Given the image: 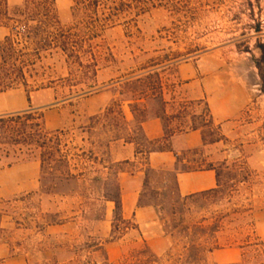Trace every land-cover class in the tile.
<instances>
[{"label": "rangeland", "instance_id": "rangeland-1", "mask_svg": "<svg viewBox=\"0 0 264 264\" xmlns=\"http://www.w3.org/2000/svg\"><path fill=\"white\" fill-rule=\"evenodd\" d=\"M56 1L62 22L76 24L75 0ZM141 1L150 9L146 16L137 23H122L96 42V82L84 79L79 67L58 52L44 54L37 64L31 90L44 89L32 94L31 106L44 114L48 131H60L62 149L74 173L83 177L52 179L42 174L35 159H0L5 230L0 247L6 251L5 260L104 263L102 252L92 247L97 243L105 245L110 264H126L124 258L145 245L157 257L156 264H217L202 252L196 260L190 258V246L200 244L207 251L245 247L238 262L247 254L251 264L257 263L250 259L256 253L247 245L257 243L255 235L264 241V93L255 64L261 57L256 44H264V0H181L178 8H164L162 0ZM252 9L262 14L261 35L252 30L257 25L248 17ZM7 33L0 30V41ZM149 73L160 75L170 115L187 107L191 117L197 116L191 119L197 126L211 115L221 128L224 141L186 154L194 162L191 167L213 164L220 183L214 193L185 199L178 194L173 174L147 170L140 204L156 210V225L152 226V215L146 216L142 224L132 222L137 230L113 242L114 205L102 199L116 181V168H104L113 167L110 145L118 137L135 141L145 152L153 147L138 124L128 125L118 109L109 117L103 115L114 102L129 105L124 100L131 95L121 96L126 91L120 81ZM11 96L14 106L1 115L30 110L24 90ZM149 107L153 117L161 104L152 101ZM93 117L101 119L92 121ZM175 122L172 129L179 123ZM12 163L21 167L19 172L8 171ZM96 179L102 180L95 183Z\"/></svg>", "mask_w": 264, "mask_h": 264}, {"label": "trees", "instance_id": "trees-1", "mask_svg": "<svg viewBox=\"0 0 264 264\" xmlns=\"http://www.w3.org/2000/svg\"><path fill=\"white\" fill-rule=\"evenodd\" d=\"M162 1L164 4L166 3V5H162L164 8H178L179 2H181V0ZM249 5L253 7L251 2ZM154 8L156 7L153 5L152 9ZM149 11L150 9L141 0H75L72 16L76 24L66 26L61 20L56 0H24L23 5L17 7H11L9 0H0V28L9 30V35L0 41V95L24 90L28 95L30 104L28 111L0 115V159H13L15 163L35 159L40 162L44 176L58 180H80L83 174L74 173L70 156L65 154L62 149V143L59 139L60 131H48L44 114L31 106L32 94L44 88L35 87L31 90L30 79L33 78V72H35L37 64L42 61L44 54L58 52L66 57L68 64L79 67L84 79L96 82L100 71L99 62L95 56L96 42L102 39L104 33L122 25V23H137ZM176 15L180 18L184 17L181 12L176 13ZM248 17L257 23L255 27H252V30L257 35H261L262 14H256L252 9ZM255 48L261 55L259 59H255V64L264 93V44L258 42ZM246 52H251L249 46L246 48ZM69 75L73 77L72 73ZM120 83L123 84L126 91V93H121V96L131 95V97H126L124 103L129 104L130 111L134 116L133 122L138 124L140 133H142V125L145 122L157 117L164 121L166 135L169 138L171 131L187 130L189 118L197 117L196 115L191 117L187 107L183 111H179L177 115L168 113L169 103L164 99V84L158 73H149L137 79L120 81ZM152 101L156 103L159 101L161 104L153 117L149 116V106ZM117 109L128 125H131L133 122H128L123 105L118 102H114L103 117L113 115ZM208 112L210 113L209 108ZM99 119L101 117H93L91 120ZM175 121H179L178 126L170 130L171 124ZM189 129L200 130L205 145H215L224 141L221 128L215 125L211 115L209 121H205L199 126L193 121V125ZM120 139L117 137L113 142ZM152 147L149 153L165 150L164 146L158 142L152 143ZM23 158L27 159L22 160ZM177 158L179 165L181 159L178 156ZM13 164H10L9 167H12ZM112 165L113 167L105 166L104 168L109 171L116 168V181L113 187L108 186L102 199L106 203H113L115 206L112 237L113 242H116L122 240L130 231L137 230V227L133 225L132 221H127L123 217L122 192L118 181L119 174L123 171L122 165ZM202 170L216 171L219 186L221 176L213 164L198 167L184 165L177 171L191 173ZM61 171L63 172L58 177V173ZM151 171L155 172L154 170ZM101 180L96 179L95 183H99ZM214 192L216 190L203 194ZM189 198L191 197L185 199ZM140 207L143 206L140 204ZM2 219L3 215H0V234L5 232L1 226ZM200 231L198 229V232ZM255 237L257 243L249 242L247 245L248 249H252L256 253L250 259L257 260V263L254 264H264V241L257 235ZM92 247L95 252H102L104 263L93 262L88 264H110L108 257L104 254V244L95 243ZM241 249H245V247H241ZM216 250L221 249L213 248L207 251L205 246L200 244L191 245L188 249L190 258L194 260L200 252L210 255ZM245 255L243 260L236 264H251ZM156 258L149 247L145 245L144 249L133 252L128 258H124V262L126 264L132 262V264H156ZM260 258L262 259L260 260Z\"/></svg>", "mask_w": 264, "mask_h": 264}, {"label": "crops", "instance_id": "crops-1", "mask_svg": "<svg viewBox=\"0 0 264 264\" xmlns=\"http://www.w3.org/2000/svg\"><path fill=\"white\" fill-rule=\"evenodd\" d=\"M12 1L9 0L10 6ZM14 6H22L24 0H15ZM0 30H7L0 28ZM5 37L9 35V30ZM4 37V38H5ZM11 91L0 95V115L10 111L14 106L12 103ZM40 93V92H37ZM32 98V96H31ZM197 100H202L201 98ZM28 101V95H27ZM202 102V101H199ZM29 103V102H28ZM128 122L134 121L129 105L123 106ZM170 114V113H169ZM174 124H177L176 122ZM189 128L193 125L191 118L188 120ZM178 126V125H177ZM171 131L170 137L166 135L164 121L160 118L153 117L142 125V135L149 143L158 142L165 148L163 152L149 153L144 151L135 141H127L124 138L113 142L110 146V155L112 164H121L128 167L119 174L118 181L121 186L123 217L127 221H136L142 224L146 216L152 215V226L156 225L157 212L154 208L140 207V199L146 181L147 170L164 171L175 176L178 194L182 198L193 197L203 193L211 192L218 189V177L216 171L202 170L191 173L178 172L184 165H192L187 153L211 149L215 145H205L202 132L190 130ZM172 125L170 126V130ZM178 157L181 162L178 165ZM1 163V161H0ZM21 169V167H20ZM19 167H10L9 172H19ZM113 204V203H108ZM114 205V204H113ZM115 209V206H114ZM113 209V211H114ZM115 243H113L114 245ZM153 249V247H152ZM242 249L216 250L210 254V260L217 264H236L239 263L237 256ZM6 251L0 247V264H26L22 257H12L7 260Z\"/></svg>", "mask_w": 264, "mask_h": 264}]
</instances>
